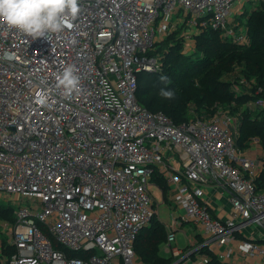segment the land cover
I'll list each match as a JSON object with an SVG mask.
<instances>
[{
  "label": "built area",
  "instance_id": "built-area-1",
  "mask_svg": "<svg viewBox=\"0 0 264 264\" xmlns=\"http://www.w3.org/2000/svg\"><path fill=\"white\" fill-rule=\"evenodd\" d=\"M249 1L80 0L71 29L39 38L0 22V199L18 206L0 218V264H144L135 243L157 213L155 171L183 212L163 246L173 264H210L203 249L225 264H264L259 139L242 151L226 111L176 125L138 100V75L159 69L156 44L181 30L189 50L209 28L243 44L237 19ZM68 65L81 85L71 98L56 87ZM257 94L251 105L264 108ZM209 188L230 203L226 219ZM187 225L201 242L180 253L175 231ZM247 227L257 232L246 237Z\"/></svg>",
  "mask_w": 264,
  "mask_h": 264
},
{
  "label": "trees",
  "instance_id": "trees-1",
  "mask_svg": "<svg viewBox=\"0 0 264 264\" xmlns=\"http://www.w3.org/2000/svg\"><path fill=\"white\" fill-rule=\"evenodd\" d=\"M237 21L246 27L247 41L243 44L210 28L195 37V46L189 50L181 30L156 44L149 54L158 60L159 69L138 75V100L147 110L162 112L176 125L197 118L209 119L219 110L226 111L238 118L237 145L246 151L255 138L264 148V108L251 105L259 99L257 92L264 90V0H250ZM161 76L168 78L167 84L160 81ZM161 88L173 91L174 98L161 97ZM151 181L164 191L171 190L158 171ZM258 185L262 189L264 173L258 178ZM0 218L13 220L1 209ZM168 236L166 224L156 213L136 240L137 257L144 264H173L174 256L161 253ZM200 253L210 257V264H225L210 250Z\"/></svg>",
  "mask_w": 264,
  "mask_h": 264
},
{
  "label": "clouds",
  "instance_id": "clouds-1",
  "mask_svg": "<svg viewBox=\"0 0 264 264\" xmlns=\"http://www.w3.org/2000/svg\"><path fill=\"white\" fill-rule=\"evenodd\" d=\"M80 12V0H0V22L9 29L35 38L71 29ZM56 80V87L62 90L65 98H71L81 90L80 77L74 65L65 67ZM160 81L167 84L168 78L161 76ZM159 94L165 99H172L175 95L166 88H161ZM47 102L48 94L42 92L37 103Z\"/></svg>",
  "mask_w": 264,
  "mask_h": 264
},
{
  "label": "rangeland",
  "instance_id": "rangeland-1",
  "mask_svg": "<svg viewBox=\"0 0 264 264\" xmlns=\"http://www.w3.org/2000/svg\"><path fill=\"white\" fill-rule=\"evenodd\" d=\"M247 4H246V6H247ZM153 73H155V72H153ZM146 76L149 79V75H145V77ZM243 82L244 81H242V83ZM254 82H255V80L251 81L250 83H254ZM145 83H147V81ZM238 87L242 88L243 86L238 85ZM217 106L222 107L221 105H215L214 107H217ZM177 158L179 159V157H177ZM177 158H176V161L179 162V160ZM178 166H180V164H178ZM169 188H170V186H169ZM210 190L211 189L209 188L208 194H209ZM150 192H151V195H152V197L156 203L155 210L157 211L158 217L160 218V220L162 222H164L166 224L168 231H174L175 229L173 227H174L175 216L176 215L181 216L183 214V212L176 207V204H175L173 197H172L171 190L168 189V191H164L161 187H159L157 184H155L153 181H151ZM214 201L219 203V204H223L222 200L214 199ZM211 202H213V199L211 200ZM0 209L5 211L6 216H8L10 218H14V214H15L16 210L18 209V206L13 201L6 200V199H0ZM225 210L227 211L226 206L224 208V211ZM181 230H183V231H181ZM189 230L194 232V234H195V232H197V230H195L194 226H192V225H187V226H185V228H178V230L175 231L177 243L179 242V245H181V247H185V246L189 245V237H187V231H189ZM255 232H257V229L255 227H247L242 231V233L246 237H250ZM0 237H3L1 233H0ZM174 246H175V243L173 244V247ZM161 253L163 255L168 256V254L164 253L163 249L161 250Z\"/></svg>",
  "mask_w": 264,
  "mask_h": 264
},
{
  "label": "crops",
  "instance_id": "crops-1",
  "mask_svg": "<svg viewBox=\"0 0 264 264\" xmlns=\"http://www.w3.org/2000/svg\"><path fill=\"white\" fill-rule=\"evenodd\" d=\"M210 189L211 190L209 192V198L211 200L213 199V207H214L215 216L218 218L226 219L229 216V213L231 211L230 203H228V201L225 198L218 197V194H216V191L214 189H212V188H210ZM214 199L222 200L223 204H219V203L215 202ZM225 206L227 207V211L226 210L224 211ZM182 228H185V227H182ZM181 231H183V230H181ZM187 237H189V245H187L185 247H181V245H179V242L177 243V238H176V243H175L174 248H177V250H179L180 253L186 252L189 248L195 246L196 243L198 242V237H194L193 232L191 230L187 231ZM162 249H163L165 254H168V256L171 255V253L166 252L163 247H162Z\"/></svg>",
  "mask_w": 264,
  "mask_h": 264
},
{
  "label": "water",
  "instance_id": "water-1",
  "mask_svg": "<svg viewBox=\"0 0 264 264\" xmlns=\"http://www.w3.org/2000/svg\"><path fill=\"white\" fill-rule=\"evenodd\" d=\"M187 257H185L184 259H182L178 264H182L185 260H186Z\"/></svg>",
  "mask_w": 264,
  "mask_h": 264
}]
</instances>
